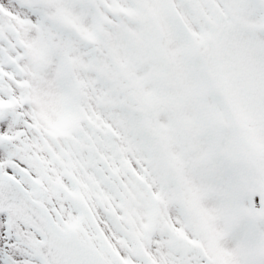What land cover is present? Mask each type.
Wrapping results in <instances>:
<instances>
[{
	"label": "snow or ice",
	"instance_id": "obj_1",
	"mask_svg": "<svg viewBox=\"0 0 264 264\" xmlns=\"http://www.w3.org/2000/svg\"><path fill=\"white\" fill-rule=\"evenodd\" d=\"M0 264H264V0H0Z\"/></svg>",
	"mask_w": 264,
	"mask_h": 264
}]
</instances>
